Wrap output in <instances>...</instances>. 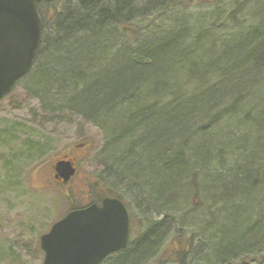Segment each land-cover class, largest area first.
<instances>
[{
	"label": "trees",
	"instance_id": "16d2710c",
	"mask_svg": "<svg viewBox=\"0 0 264 264\" xmlns=\"http://www.w3.org/2000/svg\"><path fill=\"white\" fill-rule=\"evenodd\" d=\"M177 1L140 0L134 8L137 0H77L61 14L54 9L50 16L58 18L54 25L47 22L42 5L39 54L29 75L17 86L37 67L39 74L32 87L40 85L45 100L52 97L55 87L65 91L86 86L80 92L75 90L78 94L65 103L104 132L106 166L89 187L99 188L102 199L125 201L132 230L135 224L143 227L142 236L128 251L112 255L108 263L119 255L121 259L111 264H148L147 255L163 247L164 253H175L170 262L188 264L197 237L195 228L205 223L203 210L211 212L220 205L219 222L226 211L237 210L240 218L246 219L243 224L251 226L258 220L263 224L249 236L240 228L243 239L239 245L237 242L221 259L212 261L264 264V92L257 94L264 91V0H207L206 7L213 9L210 15L206 13L210 19L204 28L208 29L202 31L201 24L192 37L189 29H175L186 25L178 10L171 15L173 9L180 8ZM167 15L165 22L174 29L161 32V25L155 22ZM149 19L152 24L148 27L136 24ZM218 46L222 49L215 52ZM115 49L117 64L114 60L103 68ZM124 50L135 54L132 61L129 56L128 61L120 57ZM217 53L220 57L213 61ZM63 54H69L67 59L61 58ZM208 57L212 61L204 63ZM58 68L64 69L62 74L54 73ZM190 68L198 76L185 80ZM94 69L99 70L96 80H89ZM209 71L202 83L201 76ZM107 74L115 76L112 83L104 79ZM90 89L94 90L91 94ZM175 90L187 98L189 108L175 106ZM76 98L82 102L70 101ZM163 102L166 105L159 109L157 104ZM233 121L238 125L226 131ZM241 121L253 132L242 133ZM242 138L246 139L244 148L238 147ZM251 149L258 154L252 155ZM122 180L128 182L123 193ZM199 180L204 187L211 180L215 183L213 198L206 188L195 184ZM199 193L205 208L195 207ZM215 193L222 195L219 202L214 200ZM247 204L250 207L243 212L241 207ZM219 222L214 224L223 229ZM217 241L220 239L215 236L209 256ZM218 250L223 252L224 247Z\"/></svg>",
	"mask_w": 264,
	"mask_h": 264
},
{
	"label": "rangeland",
	"instance_id": "374dc122",
	"mask_svg": "<svg viewBox=\"0 0 264 264\" xmlns=\"http://www.w3.org/2000/svg\"><path fill=\"white\" fill-rule=\"evenodd\" d=\"M76 1L58 0L54 2L52 7L56 8L58 13L61 14L67 9L68 4L73 6ZM206 2L207 0L177 1V3H180V8L173 9L171 15L176 14L178 10L179 14L184 16L181 21L186 25L175 27V29H189L191 37L195 35L192 31L197 30L201 24L203 26L202 31L206 29L204 27L209 25L208 21L210 19V17H206V13L210 15L213 12V9L209 10V7H206ZM139 5L140 0H137L133 7L137 8ZM49 8L50 5H44L42 10L46 13ZM76 11L82 13L80 8H77ZM168 17L167 15L164 18L157 19L158 22H155L161 25L159 28L161 32H170L174 29L168 27L169 22H165L169 19ZM243 17L245 16H240L239 18ZM149 21L150 19L147 22H138L136 24L138 26L147 24L148 27L152 24ZM47 22L54 25L55 22H58V18H49ZM181 38L185 39V36ZM204 39L207 41V38ZM64 43L65 41L62 42V45ZM114 43L116 42L114 41ZM64 45L66 46L67 44ZM221 49V46H218L215 52ZM69 50L71 51V49ZM110 54V59L108 58L106 63L101 65L103 68L110 67L113 61L116 60V49L111 51ZM68 55L63 54L61 58L67 59ZM70 55H72V51ZM219 55L220 53L215 54L212 60L219 58ZM211 58L208 57L202 61L204 63L210 62L212 61ZM72 62L73 58L71 57ZM120 65L118 68L117 66L115 67L120 70ZM190 70L184 75L185 80L198 76V74L192 70L190 72ZM63 71L64 69L58 68L54 73L59 75ZM98 71V69H94L89 80H96L94 75ZM38 74L39 67L34 69L27 79L16 86V89L9 96L0 101V264H43L44 254L40 248V238L48 234L52 226L67 215L70 211L69 208L82 209L93 203H99L103 198V195L100 196L99 188L89 187V181H86L85 178L91 177L92 180H97L96 176H99L106 166L104 161L107 158L104 152V149H106L104 132L91 118L83 116V114L71 109L65 103L66 100L70 99L74 94H78L77 92L82 91L86 86L81 85L76 89L68 87L65 91L55 87L52 91L50 90L52 97L45 100L42 97L43 92L41 89L43 88L40 85L35 89L32 87L33 79ZM117 75L119 74L117 73ZM43 76H46V74ZM109 76V74L105 75L104 79L112 83L115 76ZM251 76L249 75L247 78ZM166 78H169L168 74ZM247 80L252 81V79ZM75 90L78 91L74 92ZM252 91H255V89ZM46 92L48 93V91ZM92 92H94L93 89L88 90L89 94ZM263 92L259 90L257 94H262ZM70 101L72 103L82 102L81 98ZM157 105L160 109L166 103L163 102L162 105ZM242 120L245 122L244 118ZM243 121L240 122L242 133L248 132L251 128L246 130ZM236 122L228 123V127H236L238 125ZM82 144V147L75 149V146ZM245 146L246 139H240V146L238 147L244 148ZM257 154L258 152L254 151L252 155ZM65 156H68L67 158L78 165V174L70 185L62 186L54 178L52 167ZM123 180L121 181L122 186H120L121 193L124 191L123 185L128 184L126 181V183H123ZM157 186L160 185L157 184ZM206 186L208 189H212L215 183L211 180ZM175 193L179 194V191ZM175 193H172V196L178 198L179 195ZM201 197L199 193L197 198L194 199L195 207L197 208L206 207V202ZM219 206L211 212H208L207 208H205L206 211L203 210L202 214L205 223L201 224V227L195 228L197 237L193 248L189 252L188 264H216L217 262L212 260L221 259L237 242L239 245L242 241L243 238L239 236L240 231L242 234L244 230V235L249 236L252 233V229L263 224L261 223L262 221L258 220L259 218L251 226L243 224L246 219L242 220L240 218L242 217L241 211L237 212V210L226 211L222 216L223 221L220 220L219 222L217 219L219 216L218 211L221 208ZM249 207L250 205L247 204L241 209L244 212ZM261 213L264 216L263 210H261ZM214 215L216 216L215 218H213ZM203 218L199 217L198 219L203 222ZM215 221L219 222L223 229L219 225H215ZM142 230V225H134L131 243H134L142 236ZM215 236L220 241H217V249L214 247L213 253L209 256ZM175 247L177 246L175 245ZM220 247H224L223 252H219L218 248ZM163 251L164 248L161 247L158 248V251L146 254L149 261L148 264H178L170 262L169 259L175 253H172L171 250H167L165 253ZM206 255L208 256L202 259ZM121 257L115 255L113 260L116 261V259H121ZM114 261L106 262L105 264H111Z\"/></svg>",
	"mask_w": 264,
	"mask_h": 264
},
{
	"label": "water",
	"instance_id": "95a60500",
	"mask_svg": "<svg viewBox=\"0 0 264 264\" xmlns=\"http://www.w3.org/2000/svg\"><path fill=\"white\" fill-rule=\"evenodd\" d=\"M56 0H0V101L29 75L42 38L39 4ZM65 182L75 175L71 162L59 163ZM130 214L116 198L70 212L40 239L43 264H102L125 249L130 240ZM232 264V263H228Z\"/></svg>",
	"mask_w": 264,
	"mask_h": 264
},
{
	"label": "flooded vegetation",
	"instance_id": "af4514ba",
	"mask_svg": "<svg viewBox=\"0 0 264 264\" xmlns=\"http://www.w3.org/2000/svg\"><path fill=\"white\" fill-rule=\"evenodd\" d=\"M54 3H48V2H42L41 4H40V6H39V9H40V15H41V18H42V22H43V11H41V6L42 5H50V8L46 11V17L49 19H51V15H53V13H54V7H52V5H53ZM83 146V144L82 145H78V146H75V149H78L79 147H82ZM68 156H65L64 158H62V159H60V160H58L57 162H56V164L52 167V170H53V174H54V178H56V180L59 182V184L60 185H62V186H65V185H70L71 184V182H73V179L76 177V175L78 174V165L76 164V163H74L72 160H70L69 158H67ZM68 161H70L72 164H73V166L75 167V169H76V173H75V175H74V177H72L71 178V180L70 181H68L67 183L66 182H64L63 181V179H62V177H61V173H63V167H60L59 168V170H61V172H57V170H56V167H57V165L59 164V163H63V162H68ZM56 176V177H55ZM58 178V179H57ZM62 179V180H61ZM86 179V181H89L88 182V186H89V184H90V182H92L93 180L91 179V177L90 178H85ZM87 183V182H86ZM105 199V198H104ZM104 199H102L99 203H98V205H101L102 204V202H103V200ZM120 200V199H119ZM125 205H126V207L128 208V210H129V212H130V209H129V206H128V204L125 202V201H123V200H121ZM130 218H131V212H130ZM132 218H131V234H132ZM132 237V236H131ZM130 245H132V243H129V246ZM126 250L127 249H125V250H123V251H121V252H119V253H116V254H120V253H122V252H126ZM112 256V255H111ZM111 256H109V257H111ZM109 258H107L105 261H104V263L103 264H105L106 262H107V260H108Z\"/></svg>",
	"mask_w": 264,
	"mask_h": 264
},
{
	"label": "bare ground",
	"instance_id": "6f19581e",
	"mask_svg": "<svg viewBox=\"0 0 264 264\" xmlns=\"http://www.w3.org/2000/svg\"><path fill=\"white\" fill-rule=\"evenodd\" d=\"M171 0H166V2H170ZM127 56H129V58H130V60L132 61L133 60V57L135 56V54L134 53H131V52H128V51H126V50H124L123 51V53L121 52V54H120V57H122L124 60H128V57ZM116 64H117V60H116V62H115ZM210 74V71H209V73L208 72H206L203 76H201V81H202V83H204V80H205V78L206 77H208V75ZM175 93H176V100H175V106H180V107H184V108H189V106H190V104L187 102L188 100H187V98H185V97H183L177 90H175ZM167 112V111H166ZM229 125L227 124L226 125V131H229V130H233V128H229L228 127ZM250 131L251 132H253V130H251L250 129ZM256 132V131H255ZM197 143H198V141H197ZM199 144H200V142H199ZM252 150V149H251ZM254 151H258V150H252V152H254ZM111 152H113V150H110L109 151V154H112ZM247 158V157H246ZM246 158H245V160H246ZM248 159V158H247ZM197 176H198V173L196 172V173H194V175H193V177H192V180L193 181H195V179L197 178ZM202 180V179H201ZM194 182H192V184H193ZM195 184L196 185H200V186H203L202 185V182H200V180L198 181V182H195ZM204 187V186H203ZM204 188H206V191H207V193H209V195L210 196H212V198H213V190L212 189H208L207 187H204ZM215 195V197H214V200H216L217 202H219L220 201V198L222 197V195H221V193H215L214 194Z\"/></svg>",
	"mask_w": 264,
	"mask_h": 264
}]
</instances>
